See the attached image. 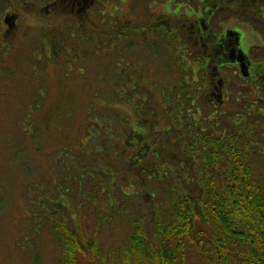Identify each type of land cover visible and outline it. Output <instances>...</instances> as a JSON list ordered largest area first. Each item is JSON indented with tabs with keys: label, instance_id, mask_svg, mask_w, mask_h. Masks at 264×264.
Instances as JSON below:
<instances>
[{
	"label": "trees",
	"instance_id": "1",
	"mask_svg": "<svg viewBox=\"0 0 264 264\" xmlns=\"http://www.w3.org/2000/svg\"><path fill=\"white\" fill-rule=\"evenodd\" d=\"M228 3H243L264 18V0ZM67 10L76 14L73 19L82 31V8L66 7L63 11ZM167 11L160 13L168 17L172 10ZM181 11L175 19L184 23L173 24L166 17L159 19L147 13L144 19L151 20V31H147L142 24L136 25L127 7L123 17H113L100 28L106 46L119 38L130 43L117 63L107 60L111 76L101 78L97 92L126 104L136 119L122 114L120 128L110 120L113 124L109 127L108 122L105 132L111 128L108 136L120 135L121 141L116 140L112 148L100 143L98 154L110 148L118 167L134 175L129 177V184L147 192L145 199L137 202L142 210L131 214L127 193L121 187L113 190L110 183H116L111 173H101L96 165L78 168L75 173V165L67 166L73 162L66 161V171L61 175L58 159L52 156L49 161V152H45L50 138H45L48 131L42 130L43 138L34 144L42 146L44 161L34 168L57 187L44 192L32 177L33 170L26 172L21 167L22 177L31 176L26 188L35 185L36 212L22 218L19 225L23 235L15 242L17 247L33 252V264L39 262L34 247L42 230H46L47 242L56 254L54 264H264V41L256 43L245 37L235 44V49H241L237 53L231 49L237 70V63L228 56L234 41L218 44L220 37L193 39L185 19L190 11ZM70 38L75 39L74 35ZM56 44L50 41L51 50L56 49L53 55L59 57L61 47ZM245 54L252 62L251 69ZM43 62L48 63V59ZM150 67H157L153 74ZM33 69L38 76L36 66ZM40 77L48 78L44 74ZM145 77H151L150 87L158 88L160 96L155 97L153 89L144 85ZM58 114L47 112L31 122L27 119V124L48 128ZM160 115L167 117L162 129L157 127ZM113 117L115 113H109L103 119ZM101 126L102 122L97 137ZM16 130L24 134L18 122ZM150 132L155 138L162 134L165 143L152 142ZM24 135L27 137L26 132ZM89 136L78 149L69 150H78L74 156L95 158L97 162L95 151L87 147ZM33 152L27 157L39 158L38 150ZM74 200L78 207L73 212L68 202ZM101 234L107 235V241Z\"/></svg>",
	"mask_w": 264,
	"mask_h": 264
},
{
	"label": "rangeland",
	"instance_id": "2",
	"mask_svg": "<svg viewBox=\"0 0 264 264\" xmlns=\"http://www.w3.org/2000/svg\"><path fill=\"white\" fill-rule=\"evenodd\" d=\"M91 1L93 0H74V7L89 8L88 20L82 17L80 25L82 31H78V22L73 19L76 14L68 10L67 12L70 13L63 11L68 7L63 0H0V23L2 20L5 22L7 16L8 21L12 14L17 16L16 29L6 37L1 35L4 26L0 24V264H33V252L17 247L15 242L23 235L22 225H19L22 218L26 214L36 212V201L33 200L37 195L35 185L31 183L29 184L32 185L31 189L26 188L31 176L27 174L22 177L21 167L24 166L23 170L26 172L33 170L32 177L43 187L44 192L57 187L49 183L46 174L37 172L34 168L36 163L44 161L42 146L39 144L35 147L34 144V141L43 138L42 130H47L49 136L46 135L45 138H50V141L46 142L45 152H49V161H52V156L58 159L55 161L60 166L61 175L64 176L66 171L63 166L66 161L73 162L68 163L67 166L75 165L73 168L75 173L78 172V168L86 169L89 165H96L95 168L101 173L103 171L111 173L110 178L116 183H110L113 190L118 191L121 187L122 191L127 193L125 198L131 214L134 210L143 208L137 202L144 200L147 192L140 191L142 187L139 189L136 185L133 188L129 184V177L134 175L118 167L115 162L116 156L110 149L114 142L116 140L120 142L122 137L113 135L110 138L108 133L111 132V128H107L108 133L105 132L110 120L120 128L122 114H125L124 117L128 116L130 120H135L136 115L123 102L107 99L98 93L101 78L111 76L110 69L106 65L107 60L110 64L111 61L112 64L117 63L119 56L124 52L122 50H125L124 47L129 45L130 40L119 38L106 46L108 42L104 31L100 28L114 20L113 17H123L122 11L127 10V7L130 8L129 15L134 21L137 19L142 21L149 12L156 15L157 12L166 9L168 13L170 2L169 0H157L156 3L150 0L141 3H125V0L121 2L99 0L93 3ZM119 3L120 5H117ZM172 7L173 12L178 14L183 13L182 8L190 11L188 4L185 5L182 0H173ZM5 13L10 15L5 16ZM109 14L113 16L110 17ZM150 16L155 17L151 14ZM167 18L166 16L165 19ZM87 28L95 29L94 31L97 32H88ZM72 35L74 40L70 38ZM50 41L57 42L61 51L59 57H56L53 55L56 49L51 50L53 62L48 60L50 63H47L43 62L48 59L44 53L46 44ZM254 42L260 43L257 40ZM34 66L39 72L38 76L34 74ZM156 69L157 67H150L149 70L153 74ZM41 74L48 78L41 79ZM61 77L64 79L61 80ZM150 78L145 77L144 85L152 88L154 96L158 97L160 91L158 88L150 87L152 85ZM232 79L237 81L235 76H232ZM113 83L112 80V86ZM89 84L92 87L85 88ZM225 106L228 108L227 105ZM47 112L52 115L60 112L48 128L42 125L31 127L27 124L28 120L29 122L32 119L36 120ZM109 113H115V117L104 120L103 118ZM17 122L23 133L26 132L27 137L16 130ZM101 122L100 136L97 137L96 133ZM110 123L113 124L109 122V127H111ZM166 124L167 117L160 115L157 119V127L162 129ZM86 136L90 137L87 139V147L95 151L94 157H98L97 162L95 158L74 156V154L78 155V150L74 152L69 150L78 149L80 143L86 142ZM148 136L152 142L165 143L161 140L162 134L155 138L150 132ZM100 143H107L109 150H103L98 154ZM35 149L38 150L40 159L28 158L29 153L31 156L34 155ZM18 169H20L19 173ZM70 175H72L71 170ZM39 193L42 194L41 191ZM68 205L73 212L76 211L77 200L69 201ZM36 237L34 250L39 254L37 264H54L56 254L52 244L47 242L46 230H42ZM101 238L107 241V235L101 234Z\"/></svg>",
	"mask_w": 264,
	"mask_h": 264
},
{
	"label": "flooded vegetation",
	"instance_id": "3",
	"mask_svg": "<svg viewBox=\"0 0 264 264\" xmlns=\"http://www.w3.org/2000/svg\"><path fill=\"white\" fill-rule=\"evenodd\" d=\"M66 2L68 7H71V10H73L74 6V0H63ZM99 0H93V2H97ZM123 0H120V2ZM144 0H125V3H141ZM151 2L156 3L157 0H150ZM186 5L190 7V12H188L185 15L187 28L190 31V36L195 40H213L217 39V37H220L218 41V44H222L221 42H224L228 40L232 44V41H234V45L232 44L231 48L229 49L228 56L231 58L232 62H236L234 60L233 56H235L234 52L231 49H235V44H238L240 40L245 39V37L249 38V40H257L260 42L264 41V18H262L261 14L258 12L257 9L254 8H248L243 3H241L239 6L236 5H230L228 3V0H187L186 2L182 0ZM245 1V0H243ZM72 2V3H70ZM170 2V10L171 14H168V20L174 23H184L182 21H176L175 15L177 13L173 12L172 3L173 0H169ZM149 3V2H147ZM78 4H80L78 2ZM92 5V4H91ZM149 6V4H148ZM263 8V7H262ZM86 9V11L84 10ZM249 9V10H247ZM82 17L84 19L88 17L89 14V8L87 6L82 7ZM10 15L8 13H5L4 15ZM152 16H155V18H163L166 17L167 14L162 15L160 12H157L156 15L149 12ZM195 17V18H194ZM3 19V18H2ZM5 22L2 20L4 28L2 29L1 35L2 37H6L9 33H13V31L16 29L17 26V16L16 14H12L10 16V21H8V16L5 18ZM80 19V18H79ZM82 20V19H81ZM80 21V20H79ZM151 20L150 19H144L143 21H135L136 25L140 27L142 24V28H147V31H151L148 29V24ZM82 23V21H80ZM148 24L146 27L145 25ZM173 24V23H172ZM128 25V24H123ZM155 23L152 24V27L154 28ZM163 28L162 26H160ZM92 31V28H89ZM88 30V28L86 29ZM153 32V31H152ZM137 38H139L137 36ZM133 40V39H132ZM262 44V43H261ZM48 47L47 53H48V60L53 59L51 58V47L50 43L46 44ZM261 46V45H260ZM252 47H258V45H251ZM248 48V47H247ZM250 48L247 49V53H250ZM241 49L237 50L235 49L236 53L239 52ZM246 56V62L248 63L249 69L252 67L249 57ZM248 57V58H247ZM53 62V60H52ZM50 63V62H48ZM237 63V62H236ZM238 63L235 64V68L238 70L239 68ZM250 74V71H249ZM221 97V94L219 95Z\"/></svg>",
	"mask_w": 264,
	"mask_h": 264
},
{
	"label": "water",
	"instance_id": "4",
	"mask_svg": "<svg viewBox=\"0 0 264 264\" xmlns=\"http://www.w3.org/2000/svg\"><path fill=\"white\" fill-rule=\"evenodd\" d=\"M242 71H243V68H242ZM244 73V72H243ZM245 74V73H244Z\"/></svg>",
	"mask_w": 264,
	"mask_h": 264
}]
</instances>
